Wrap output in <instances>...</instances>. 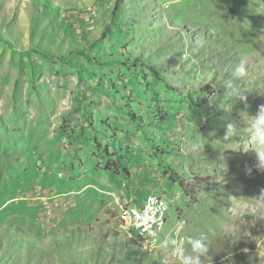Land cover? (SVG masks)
<instances>
[{
  "label": "rangeland",
  "instance_id": "obj_1",
  "mask_svg": "<svg viewBox=\"0 0 264 264\" xmlns=\"http://www.w3.org/2000/svg\"><path fill=\"white\" fill-rule=\"evenodd\" d=\"M262 107L264 0H0V264H264Z\"/></svg>",
  "mask_w": 264,
  "mask_h": 264
},
{
  "label": "clouds",
  "instance_id": "obj_2",
  "mask_svg": "<svg viewBox=\"0 0 264 264\" xmlns=\"http://www.w3.org/2000/svg\"><path fill=\"white\" fill-rule=\"evenodd\" d=\"M231 75L233 79L226 82V87L229 89L232 88L233 80H239L247 76V67L245 63H238L232 70ZM254 121L255 123L253 124V131L250 138L254 139L259 144H264V107L261 108L260 114L254 118ZM234 129L235 127L233 124H228L226 137L229 136V133ZM257 154L260 157L259 152H257ZM187 242L191 246L192 255L184 256L183 247L179 246L177 242L173 240L170 243L175 246L174 254L178 257H182L184 264H202V258H206L208 254V244L206 240L203 238H189ZM162 246L167 248L169 246V241L165 240Z\"/></svg>",
  "mask_w": 264,
  "mask_h": 264
},
{
  "label": "bare ground",
  "instance_id": "obj_3",
  "mask_svg": "<svg viewBox=\"0 0 264 264\" xmlns=\"http://www.w3.org/2000/svg\"><path fill=\"white\" fill-rule=\"evenodd\" d=\"M160 201L163 202V204H160ZM142 204L146 205V210H148V212L143 213V220H151L152 218H156V225L154 227V237H157L159 233L163 230V228L166 226L168 219V206L166 205L163 197L157 193H151L146 196ZM137 211H139V205L129 206L126 212H124V216L125 214H137ZM137 236L145 237V230L137 229ZM139 239L145 241V239Z\"/></svg>",
  "mask_w": 264,
  "mask_h": 264
},
{
  "label": "built area",
  "instance_id": "obj_4",
  "mask_svg": "<svg viewBox=\"0 0 264 264\" xmlns=\"http://www.w3.org/2000/svg\"><path fill=\"white\" fill-rule=\"evenodd\" d=\"M160 204H163V202L160 201ZM144 212H148V210H146V205H143L141 202L139 204V211H137V214H125L126 227L131 230L136 236L137 229H144L145 237H137L145 239V241H150L155 238L154 227L156 225V218H152L151 220H143Z\"/></svg>",
  "mask_w": 264,
  "mask_h": 264
},
{
  "label": "trees",
  "instance_id": "obj_5",
  "mask_svg": "<svg viewBox=\"0 0 264 264\" xmlns=\"http://www.w3.org/2000/svg\"><path fill=\"white\" fill-rule=\"evenodd\" d=\"M143 181L145 182V183H148V181L145 179V178H143ZM142 202V201H141Z\"/></svg>",
  "mask_w": 264,
  "mask_h": 264
}]
</instances>
